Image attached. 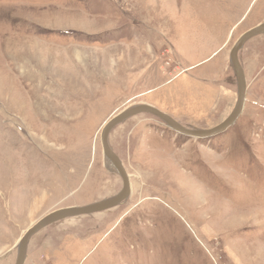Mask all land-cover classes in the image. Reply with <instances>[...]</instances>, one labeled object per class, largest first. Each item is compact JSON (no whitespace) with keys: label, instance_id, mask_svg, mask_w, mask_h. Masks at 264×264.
<instances>
[{"label":"rangeland","instance_id":"obj_1","mask_svg":"<svg viewBox=\"0 0 264 264\" xmlns=\"http://www.w3.org/2000/svg\"><path fill=\"white\" fill-rule=\"evenodd\" d=\"M261 26L264 0H0V264L46 216L120 194L101 142L115 116L223 123L231 52ZM238 58L234 126L203 140L149 113L121 123L108 143L129 198L38 232L24 264H264V34Z\"/></svg>","mask_w":264,"mask_h":264},{"label":"water","instance_id":"obj_2","mask_svg":"<svg viewBox=\"0 0 264 264\" xmlns=\"http://www.w3.org/2000/svg\"><path fill=\"white\" fill-rule=\"evenodd\" d=\"M262 34H264V26H261V27H258L256 29L249 31L248 33L244 34L239 39V41L236 43L234 49L231 52V61H232L234 69L239 78V97H238L239 100H238V104L235 110L233 111V113L223 123H221L217 127L210 129V130H206V131L189 130L181 126V124H179L173 118L162 113L158 109L152 106H147V105L139 106V107L127 110L115 116L112 120H110L104 126L102 130V134H101L102 141L101 142H102L105 157L111 162V164L115 167V169L117 170V172L123 179V190L120 192L118 196H116L114 199H111L109 201L86 206V207H81V208H70L66 210H61L59 212L48 215L45 218L41 219L38 223L32 226L20 239L16 264L25 263L26 252H27L29 241L35 234L42 231L46 227L51 226L57 222H60L68 218L93 215V214H97L100 212L114 209L129 198L131 194V183H130L129 176L127 175V172L124 168L123 163L121 162L119 157L110 149L109 143H108L110 132L115 127L120 125L121 123L139 114L149 113V114L155 115L158 118L162 119V121H164L173 131L179 133L180 135L190 137L193 139H203V140L221 135L227 132L232 126H234L237 120L239 119V117L243 113L244 105L246 101V81H245L244 71L239 62L238 54L242 46L249 39L262 35Z\"/></svg>","mask_w":264,"mask_h":264},{"label":"bare ground","instance_id":"obj_3","mask_svg":"<svg viewBox=\"0 0 264 264\" xmlns=\"http://www.w3.org/2000/svg\"><path fill=\"white\" fill-rule=\"evenodd\" d=\"M244 76H245V74H244ZM246 81V80H245ZM149 106V105H148ZM30 127V126H29ZM30 131V130H29ZM31 132V131H30ZM33 140H34V138H33Z\"/></svg>","mask_w":264,"mask_h":264}]
</instances>
